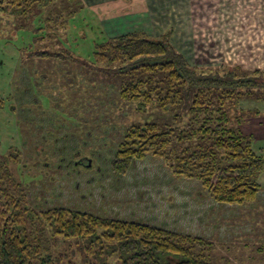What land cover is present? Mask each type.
Masks as SVG:
<instances>
[{
	"label": "rangeland",
	"instance_id": "374dc122",
	"mask_svg": "<svg viewBox=\"0 0 264 264\" xmlns=\"http://www.w3.org/2000/svg\"><path fill=\"white\" fill-rule=\"evenodd\" d=\"M225 10L215 0H52L26 17L0 12V155L19 153L14 172L25 184L29 205L198 237L208 244L203 253L210 264H264V173L254 202L227 205L214 202L199 181L174 177L151 156L134 162L124 176L110 170L128 127L178 122L176 111L139 110L121 100L122 76L95 62L96 46L140 33L167 39L190 66H218L230 60L231 50L221 49L238 54L241 45L235 31L215 35L224 33L226 18L211 14ZM218 39L227 42L219 46ZM257 71L264 85V69ZM238 107L264 112V101H240ZM240 129L253 135V148L264 156V115L247 118ZM79 154L89 156L91 167L66 165ZM56 242L50 240L49 249L60 264H100L96 258L83 263L74 245ZM105 264H117V256Z\"/></svg>",
	"mask_w": 264,
	"mask_h": 264
},
{
	"label": "trees",
	"instance_id": "16d2710c",
	"mask_svg": "<svg viewBox=\"0 0 264 264\" xmlns=\"http://www.w3.org/2000/svg\"><path fill=\"white\" fill-rule=\"evenodd\" d=\"M51 1L0 0V12L26 17ZM94 60L119 71L121 100L136 103L139 110L176 111L178 122L150 121L124 130L110 161L112 173L124 176L134 162L151 156L174 177L199 181L216 203L255 201L264 156L240 126L259 112H245L238 103L264 101L257 70L245 74L238 66H190L167 39L140 33L97 45ZM19 161L16 151L0 155V264H60L50 252V240L74 245L83 263L96 258L105 264L116 255L117 264H210L203 253L208 244L198 237L61 207L35 210L15 176Z\"/></svg>",
	"mask_w": 264,
	"mask_h": 264
},
{
	"label": "crops",
	"instance_id": "0c3cea01",
	"mask_svg": "<svg viewBox=\"0 0 264 264\" xmlns=\"http://www.w3.org/2000/svg\"><path fill=\"white\" fill-rule=\"evenodd\" d=\"M216 2L219 4H225L226 10L225 12H216L211 15L215 14L219 18H226V23L224 24L226 28L225 30H222L224 33L216 32L215 35H228L229 32L235 31L240 33L242 36L239 40L241 45L236 51L238 54H236L230 47H228V49L220 48L222 51L231 50L230 60L227 62L225 60L224 64L220 65H235L241 67L242 69L247 68L246 70H257L259 68L264 69V65L260 64L262 60L264 61V0H215V3ZM217 28L220 27L217 25ZM217 31L220 30L218 29ZM216 42L219 46H223L227 41H219L218 39ZM222 42L225 44H222ZM241 53H243L242 56H240ZM247 54L248 58L245 57ZM186 56L187 55H184L183 57L187 60L188 58ZM239 59H242L241 62L238 64L235 63L238 62ZM258 112L259 115H264V112ZM263 175L264 174L261 176Z\"/></svg>",
	"mask_w": 264,
	"mask_h": 264
},
{
	"label": "flooded vegetation",
	"instance_id": "af4514ba",
	"mask_svg": "<svg viewBox=\"0 0 264 264\" xmlns=\"http://www.w3.org/2000/svg\"><path fill=\"white\" fill-rule=\"evenodd\" d=\"M66 165L71 166L73 168L74 166L87 168V167H91V159L89 158V156H84L79 154L78 158L72 161H67Z\"/></svg>",
	"mask_w": 264,
	"mask_h": 264
}]
</instances>
